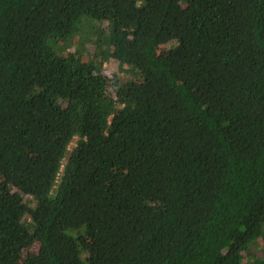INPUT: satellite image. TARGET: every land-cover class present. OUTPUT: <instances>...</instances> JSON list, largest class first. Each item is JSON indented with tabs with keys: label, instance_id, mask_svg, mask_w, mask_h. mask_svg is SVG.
Returning <instances> with one entry per match:
<instances>
[{
	"label": "trees",
	"instance_id": "obj_1",
	"mask_svg": "<svg viewBox=\"0 0 264 264\" xmlns=\"http://www.w3.org/2000/svg\"><path fill=\"white\" fill-rule=\"evenodd\" d=\"M0 264H264V0H0Z\"/></svg>",
	"mask_w": 264,
	"mask_h": 264
},
{
	"label": "rangeland",
	"instance_id": "obj_2",
	"mask_svg": "<svg viewBox=\"0 0 264 264\" xmlns=\"http://www.w3.org/2000/svg\"><path fill=\"white\" fill-rule=\"evenodd\" d=\"M178 49V45L176 44V42H172V43H168L166 45L163 46H159L157 48V55L159 57H164L166 56L168 53H171L173 51H176ZM105 73L106 76L108 77V79H113L117 76L116 71L114 70V66L113 65H108L105 67ZM106 94L108 96L114 97L115 91L114 88L111 85H108L106 88ZM80 236H82V238H84L86 240V236L85 233H83L82 231L79 233ZM31 251L36 252L37 251V247L34 246Z\"/></svg>",
	"mask_w": 264,
	"mask_h": 264
}]
</instances>
